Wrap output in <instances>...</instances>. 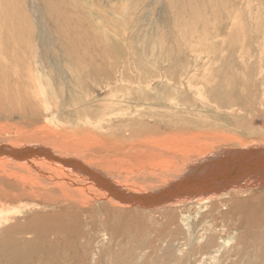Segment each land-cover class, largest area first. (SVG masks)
<instances>
[{"label":"rangeland","instance_id":"1","mask_svg":"<svg viewBox=\"0 0 264 264\" xmlns=\"http://www.w3.org/2000/svg\"><path fill=\"white\" fill-rule=\"evenodd\" d=\"M202 1L204 10L200 11L196 3ZM263 1L237 0L227 9L209 0L0 2V50H6L10 61L6 75L0 71V143L20 137L18 140L26 145L39 143L49 151L59 149L56 152L67 151L71 156L76 151L91 150L97 158L72 157L71 162L87 165L106 177L125 173L112 168L120 166L122 158L133 163L141 160L138 156L143 153L132 151V147H152L147 141L151 139H127L129 130L139 128L135 122L141 124L145 118L149 128L158 127L159 122L172 128L174 131L165 132L158 127L163 139L173 144L186 140L195 146L209 142L206 145L227 149L264 147V96L260 94L262 106L257 105L255 112L246 113L239 106L252 102L250 93H243L244 89L251 90L247 86L252 81L248 73L253 71L247 65L249 55L253 60L261 53L264 56ZM248 4L253 8L250 14ZM227 10L231 11L229 15ZM190 50L201 53L202 62L185 68L183 62L193 61ZM112 56L131 63L132 67L124 68V79L119 75L123 67L116 68L111 63ZM166 59L173 62L164 63ZM31 65L36 92L31 90L26 74ZM256 71L253 73L258 74ZM176 77L182 78V85L170 82ZM108 79L113 84L107 88ZM77 83L82 84L81 89L71 88ZM192 83L196 88H191ZM233 87L238 91L233 93ZM261 87L264 90V85ZM221 92L233 94L234 101H225ZM123 94L146 97L154 103L140 107L126 104L125 111L133 109L132 124L119 123L114 115L97 120L101 105L110 104L113 95ZM140 109L159 115L157 124L148 115L139 116ZM164 150L159 149L168 154ZM19 169L10 171L0 166V210L20 207L28 214L30 206L35 205L34 194L39 192L24 178L26 174L19 176ZM191 172L187 173L190 179L195 175ZM84 230L88 237L97 231L88 226ZM142 237L147 238V230L142 231ZM140 241L143 240L118 238L106 244V260L111 261L114 254L110 253L120 247L136 250Z\"/></svg>","mask_w":264,"mask_h":264},{"label":"bare ground","instance_id":"2","mask_svg":"<svg viewBox=\"0 0 264 264\" xmlns=\"http://www.w3.org/2000/svg\"><path fill=\"white\" fill-rule=\"evenodd\" d=\"M209 1L225 9L237 2ZM249 4L250 14L253 8ZM202 5L203 1L196 3L200 11L204 10ZM0 10L3 14L1 5ZM230 12L227 10L226 14ZM4 51L0 50V71L6 75L10 61ZM189 54L193 61L183 62L185 68L202 62L201 53L190 50ZM251 57L247 64L253 69L248 73L252 76L247 84L251 90L244 89L243 93H250L252 102L239 105L246 113L255 112L257 105L262 106L260 94L264 96V90H260L264 85V56L261 53L254 60ZM123 61L124 58L112 56L111 63L116 68L132 67L130 62ZM168 62L173 61H164ZM256 70L258 74L253 73ZM34 71L31 65L26 74L31 90L36 92ZM124 71L119 74L122 79ZM107 81L108 88L113 83ZM172 81L174 85L183 84L181 77ZM190 86L196 88L193 83ZM71 88L81 89L82 84ZM238 89L233 87V93ZM113 96L110 104H102L98 109L97 120L114 115L119 123L132 124L133 109L125 111L126 104L140 107L154 103L146 97ZM220 96L230 104L234 101L233 94L221 92ZM138 111L139 116L148 115L157 124L159 115ZM145 120H140L143 126L135 122L139 128L129 130L127 139H151L147 141L152 147H132V151L143 153L138 156L141 160L133 163L128 158L120 159V166L112 167L120 172L125 170L119 176L106 177L87 165L71 162L72 157L97 158L91 150H74L76 153L71 156L65 150L66 153L56 152L59 149L49 151L39 143L26 145L18 140L20 137L18 142L0 143V166H7L10 171L20 168L19 176L26 174L24 178L39 192L34 194L35 205L30 206L28 214L20 207L0 210V264H264V147L227 149L206 145L209 142L195 146L185 143L186 140L173 144L163 139L159 130L164 128L169 132L172 128L162 122L159 128H149ZM159 137L162 139L156 140ZM161 148L168 154L159 151ZM125 164L130 166L124 167ZM191 171L195 172L192 179L187 174ZM38 200L42 202L35 203ZM85 226L97 231L88 237ZM144 230L147 238L142 237ZM130 237L143 241L136 250L120 247L110 253L114 255L108 262L106 244Z\"/></svg>","mask_w":264,"mask_h":264}]
</instances>
